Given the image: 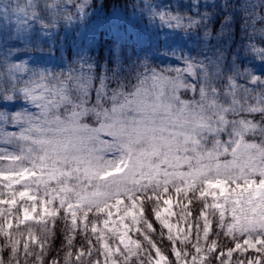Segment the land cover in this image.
<instances>
[{
    "label": "snow or ice",
    "instance_id": "6c2138e0",
    "mask_svg": "<svg viewBox=\"0 0 264 264\" xmlns=\"http://www.w3.org/2000/svg\"><path fill=\"white\" fill-rule=\"evenodd\" d=\"M69 6L73 11H68ZM102 7L98 6L94 12ZM132 7L135 10L138 6ZM88 8L87 0H26L23 5L0 4L5 20L10 15L14 17L16 37H24L31 31L41 34L42 43L48 45L47 48L37 45L35 53H24L29 56L27 60L8 63L5 72L0 73V125L11 122L21 129L20 154L0 150V160L9 161L8 174L0 168V176L15 184L23 181L25 188V191L12 193L11 199L0 200V204L8 205L6 210L0 208V218L4 220L0 224V235L6 237V242L0 246V264H6L5 249L9 250L7 264H20L21 255L24 264L32 257L35 264H61L59 254L45 261L61 212L67 231L61 244L62 249H66L63 264H73V261L100 264V256L104 257V264H118L114 259L117 256L122 258L119 264H131L133 257L136 264H144L140 259L143 253L140 242L121 231L127 227L124 218L130 216L133 226L143 222L151 231L152 224L143 212L134 213L132 209L149 188L159 203L169 192L170 184L176 194L190 197L189 204L192 199L206 201L208 195L214 201L223 198V203H204L197 217L195 243L188 235L173 237V225L162 215L173 214L168 207L153 208L155 219L168 229L170 255L175 260H170L146 232L137 228L155 251V258L149 254L148 264H211L213 257L220 264H230L225 256L231 258L234 252L243 253L249 248L259 255L238 260L236 264H264V74L257 76L249 69L240 74L233 63V74L225 78V53L221 49L212 57L191 56L185 51L183 36L187 35V30L202 24L207 28L209 14L199 19L179 12L173 14L159 10L160 6L152 0H144L140 11V21L145 15L148 17L143 27L130 19L128 5H112L103 28L116 39L110 49L112 55L100 63L89 54L97 36L92 22L83 28L77 25L62 29L63 35L56 31L61 22L66 25L76 20L84 22ZM231 20V16H225L221 21L218 39H231L232 31L228 28ZM245 27L246 24L241 25L242 30ZM260 32L264 35V29ZM210 35L206 31L204 39ZM129 37L134 40V55L125 57L122 53ZM70 48L75 50L76 59L56 71ZM248 48L264 64V48L254 43H249ZM19 51L17 48L7 50L5 59L19 60L15 55ZM156 56L174 58L182 66L157 68L150 63ZM237 75H245L249 78L248 84L260 90L238 84ZM8 108L17 110L9 112ZM256 115L261 119L256 120ZM106 154H111L112 158L105 159ZM229 155L232 159L221 163L220 157ZM185 167L187 171H181ZM29 178L37 188L43 185L45 196L49 198L29 195ZM178 180L183 182V187L176 186ZM48 181L60 185L51 190L58 195L52 196L48 191ZM70 181H75L71 187L68 186ZM161 188L163 192H159ZM215 189H219V193ZM17 195L21 200L27 197L31 205H19L23 219L16 216V225L27 227L25 222L34 220L44 234L41 241L33 235L31 227L28 229L29 240L38 251L30 250L29 240H25L21 254L20 241L8 231L13 227L12 206L17 204ZM122 197L131 202L130 207ZM72 199L76 202L72 203ZM56 200L59 207L54 205ZM111 200H115V204L109 205ZM163 202L168 205L170 200ZM226 205L230 207L233 223L228 224L224 235L232 237L234 246L224 251L220 250L218 239L209 242L211 222L205 210L219 211L217 227L224 230ZM110 208L124 213L118 216L120 227L108 228L113 236L119 233L123 250L119 246L109 247L104 229L98 230L93 220L91 233L99 248L85 235L84 244L73 251L75 234L78 230L87 233L90 215L98 217L107 210L109 219L102 223L105 228L110 221L116 225L117 221L111 220ZM201 217L204 218L202 237ZM47 218H51V228ZM191 230L192 225H189ZM236 232L245 236L243 245L246 247L236 239ZM177 239L181 245L190 244L191 250L187 246L178 249ZM94 252L96 259H93Z\"/></svg>",
    "mask_w": 264,
    "mask_h": 264
},
{
    "label": "rangeland",
    "instance_id": "374dc122",
    "mask_svg": "<svg viewBox=\"0 0 264 264\" xmlns=\"http://www.w3.org/2000/svg\"><path fill=\"white\" fill-rule=\"evenodd\" d=\"M214 2H215L214 0H152L153 4L160 6L159 10L171 11L173 14H176L177 12H179L182 15L191 16L196 19H199L200 16L207 13L204 9L212 8V5L214 4ZM25 3H26V0H0V4H8V5H15V4L23 5ZM143 4H144V0H138V4H136L138 7L135 10L132 7L131 9L127 11L130 19L134 22H139L141 24V27H143L144 25L148 23V17L146 15L144 16L143 21L139 20V14L143 7ZM240 7L243 8L244 11L247 12L252 17L251 19L253 22L250 25V27L252 28L251 29L252 37H250V39H252L253 42L251 43H254L257 47L264 48V35H261V32H260L261 29H264V19H261V17H264V0H241ZM97 8L98 7H91V6L88 8V16L85 18L84 22L76 20L71 25H66L63 22H61L60 25H58L56 29L57 32H61V35H63V32L61 31L62 29L75 28L77 25L83 28L88 23L92 22L91 26L96 29L97 36H96L95 43H94V49L92 52L89 53L90 55L93 52H96L98 39L100 36L111 37L114 40L116 39V37L111 32L103 28L105 16L109 11L105 12L102 9H99L98 11L94 12V9H97ZM68 11H73L71 6H69ZM134 11L136 13L135 15H133ZM158 26H159V21L157 20L156 27ZM14 27H15L14 17L10 15L9 18L5 20L2 13H0V73L5 72L6 66L8 63H17V62L27 60L29 56L24 55V53H27V54L35 53L37 45H40L41 47H44V48H47L48 46L47 44L42 43L41 34L32 33L31 31L25 34L24 37H19V38L16 37L14 34ZM179 31H181V33L184 32L183 29ZM202 32L203 31L201 29L197 30V28H192V29L187 30V35L183 36V40L184 42H186L185 51L188 52L191 56L196 57L198 59H202L204 56H206L210 49L208 42L206 43V40L204 39V34ZM125 44H130L129 50L132 49L134 46L133 38L129 37L128 40L125 41ZM11 48H17L20 50L19 52L15 54L16 56L20 57L19 60L15 59V57H8L7 59H5L6 51ZM136 51H139V49H137ZM244 52H246L244 56V60L246 61V63L244 62V64L242 65L243 73L245 69H249L250 71L253 72V74L257 76L264 74V64H262L261 61L254 56L253 52L249 48H247ZM74 59H76L75 50L70 48L69 53L67 52L64 53L63 64L58 66L55 70L59 71L61 67L66 68L68 65L72 64V61ZM150 63L152 64V66H155V67L158 66L157 68H164L168 66H172V67L182 66V65L177 64L174 61V58H171V57L156 56L152 61H150ZM248 79L249 78L246 77L245 75H237L236 77L238 84H242V85L249 86V87H256V86L249 85ZM256 90L259 91L260 90L259 87H256ZM185 98H188V97L186 96ZM16 110H17L16 108L7 109V111L9 112H14ZM20 131H21L20 127L12 124L11 122L0 125V150H3L8 153H12L14 155H19L20 148H21V142H19L18 136H19ZM12 134H16V135L13 136ZM208 147H211V144H209ZM111 158H112L111 154L105 155V159H111ZM231 159L232 157L230 155L220 157L221 163H223L226 160H231ZM8 165H9V161L0 160V168H3L5 170L6 175L8 174V171H7ZM28 166H29L28 163L25 162V167H28ZM181 171H187V168L186 167L182 168ZM254 178L258 179V177H254ZM29 182H30V187L27 189L29 195H37L38 197L49 198L45 196V189L43 185L37 188L35 184H31V178H29ZM143 182L146 183L147 181H143ZM0 183L7 184V185L11 184L10 188L15 189L17 193H19L20 191H25V188L23 187V181L21 182V184H15V183H12L10 179H5L3 176H0ZM73 183H75V181H70L68 186L71 187ZM176 186L183 187V182L178 180L176 183ZM58 187H60V185H57L55 181H48V191L51 192L52 196L58 195L57 192L51 191L52 189H56ZM225 187L226 188L235 187V185H225ZM215 191L219 193V189H215ZM159 192H163V188L159 189ZM143 196L152 197L155 199V196L153 195L151 188H149L146 194L142 193L141 197L143 198ZM16 198L18 199L20 197L17 195ZM7 199L8 198H6L4 195L0 193V200H7ZM122 199L124 200L125 204H128L129 207L131 206V202L128 201L126 197H122ZM164 199H169L170 203L168 205H165L163 202ZM189 199L190 197L185 198L182 194L180 195L176 194L174 191L173 185L170 184L169 192L166 195H164L162 199H160L156 209L159 210L164 207H168L170 211L173 213L171 216H168L166 213H162V215H164L165 218L168 220V222L171 225H173L171 234L173 235L174 238L176 237L183 238V236L188 235L191 242L195 243L196 242L195 226L197 222V217L199 216L200 210L202 208L198 209L197 214L193 216V214L191 213L192 201L189 204ZM200 199H204V198L192 199V200H200ZM54 202H57L58 204L56 206L59 207V201L56 200ZM71 202L75 203L76 201L75 199H72ZM205 202H207L209 205H211L214 202L223 203V198H220L219 200L214 201L213 197L211 195H208L206 197ZM108 203L109 205L115 204V200H111ZM140 203H141V200L137 202L136 208L132 209L134 213L142 211ZM186 204L189 205L187 209L184 208V205ZM26 207H30V206H26ZM47 207L51 209L52 205H47ZM120 207H123V205H121ZM225 208L227 209L225 211V217H224V220H225L224 230L226 231L228 224L233 223V220H232V213H231L230 207L226 205ZM110 210L113 213L111 220H116L117 221L116 225H113L110 221L107 228H105L102 221L105 219H109L107 216V210L105 211V213L100 214L94 220L97 223L98 230L104 229L105 242L109 245V247L114 248L116 246H119L121 250H123V245L120 244L119 242V233H117L116 236H113L110 232H108V228L120 227L118 216H123L124 213L123 211L118 212L117 208H110ZM208 210H211V208L205 210L206 215H207ZM217 214L219 215V211L217 212ZM31 215L35 216L36 213H31ZM69 216L71 217L70 213H69ZM80 216L81 214L78 213V217ZM19 217L23 219L22 211L20 212ZM2 223H4L3 219L1 220L0 224ZM203 223H204V218L201 217L199 220V224L201 227V237H202ZM124 224L127 225V227L121 228V231L125 232L127 237H129L132 240H136L134 237V235L137 232L136 229L137 228L140 229L144 225L143 222H140L136 224L135 226H133V222L130 216L124 218ZM189 225H192L191 231H189ZM88 228H91V223L88 224ZM178 229L180 231H178ZM98 234H99V231H98ZM234 235L236 236V239L242 244V247H246L243 245V239L245 238V236L239 232L234 233ZM201 243H203V238L201 239ZM257 247H259V245H257ZM190 248H191V245H190ZM136 250L137 249L134 248V251ZM247 251L256 253L255 255H252L251 258H255L257 255H259L254 249L249 248L247 249ZM151 256L155 258V251ZM114 259H117L119 262L122 258L117 256V257H114ZM103 264H104V258H103Z\"/></svg>",
    "mask_w": 264,
    "mask_h": 264
},
{
    "label": "trees",
    "instance_id": "16d2710c",
    "mask_svg": "<svg viewBox=\"0 0 264 264\" xmlns=\"http://www.w3.org/2000/svg\"><path fill=\"white\" fill-rule=\"evenodd\" d=\"M214 4L212 5V8L204 9L209 14V22L208 27L205 28L204 25H200L197 27V30H202L203 34L206 31H209L211 35L206 39V43L208 42L209 45V51L206 56L212 57L214 53L217 52V49L224 50L225 53V61H224V76L225 78L228 75L233 74V63L235 64V71H237L240 74H243V67L242 65L246 61L244 60V56L246 52H244L247 48L249 43L253 42L250 37H252L251 32V23L252 17L244 11L243 8L240 7L241 0H214ZM89 7H98L103 6V11H109L113 4H121V5H128L127 11L132 8V5L138 4V0H87ZM202 12V11H201ZM200 13V12H199ZM225 16H231L232 20L228 24V28L231 29L232 35L231 39L229 40L227 37L224 38H217V33L220 31L221 27V21L224 19ZM246 24V27L242 30L241 25ZM256 39V38H255ZM114 42V39L111 37H104L100 36L98 39L97 44V50L96 52H93L91 55L93 57H96L97 60L100 63H103L105 60H108L110 56L112 55L110 49L112 47V44ZM125 52L122 53L125 57L132 53V49L129 50L130 44H124ZM69 53V50L67 51ZM235 57V60L233 61V58ZM111 63H109V67H111ZM158 67V66H157ZM99 71V70H97ZM237 77V76H236ZM132 83H135L133 80ZM114 86V85H113ZM256 120H260L261 117L259 115H256L254 117ZM7 184L0 183V193L4 195L6 198H12V193H17L15 189H12L10 187H6ZM17 204L13 205V212H12V224L13 227L8 230L11 234V236L15 239H18L20 241L19 244V251L22 254L23 253V244L25 240H29V234L28 229L31 227L33 235L37 236L41 241L44 240V234L41 232L40 225H37L34 220L32 221H26V225H16L15 217L19 216L20 210L19 205L23 204L25 207L31 205V201H28L27 198H24L21 200V198H16ZM205 203V199L200 200H192V210L191 213L193 216L197 214L198 209L203 208V205ZM58 203L54 202V205L56 206ZM141 208L144 217L152 224V230L149 231L146 229V226L143 225L140 229L141 232H146L150 238L156 243L157 247H160L161 250L164 252L165 255L169 257L170 260H175L174 257L170 255L171 251V242L167 240L168 236V230L166 228H163V226L155 219L153 208H157L158 203L156 199L151 198L148 199L147 196H143L141 199ZM57 207V206H56ZM0 208H4L5 210L8 208V205L6 204H0ZM218 211L216 210H208L207 215L208 219L211 222V230L209 234V242L212 239H218L220 250L226 251L228 247H233L234 241L232 240L231 236H225L224 231L217 227V223L219 221V215L217 214ZM64 213L61 212L60 217L57 219L56 223V235L55 239L51 241V247L48 249V255L45 257V261H50L54 258H57V254H59V259L61 261V264H63V256L64 251L66 249H62L61 244L64 241L65 235L67 234L66 228H65V220H64ZM79 218V217H78ZM96 217L90 215L89 217V223L90 224ZM3 218H0V222ZM48 220V226L51 228L52 221L51 218H47ZM68 220H71V217L68 214ZM83 228V225H81V229ZM161 233H163V237L161 236ZM217 233H219V237H217ZM85 235H87L89 238L92 239L93 244L96 246V248H99V244L96 242L95 236L91 233V228H88L87 233H85L82 230H78L75 234V240H74V249L80 247L85 242ZM96 235H99L98 232ZM135 239L138 240L141 244V248L143 249V253L140 256V259L144 261V264L148 263V256L149 254L152 255L154 253V250L151 249V246L144 240L143 235L136 232L134 235ZM6 242V237L4 235H0V246H2ZM30 250L33 252L38 251V247L35 245H32L29 240ZM187 246L190 248V244L187 243L185 245H181L179 240H176V247L179 249L184 248ZM191 250V248L189 249ZM8 249H5L3 252V256L5 259V262L7 264L8 259ZM136 251H140L137 249ZM256 253L247 251L241 253L240 251L234 252L231 258H228L225 256V260H230V264H236V261L238 260H246L248 257H251L252 255H255ZM97 258V254L93 253V259ZM100 260V264H103V256L98 257ZM20 264H24V257L21 255L19 257ZM264 259V257H262ZM28 264H35L34 257L29 258ZM73 264L75 262L73 261ZM85 264H90V262L85 261ZM119 264V262H118ZM131 264H136L135 257L132 258ZM211 264H220L219 261H216L213 257L211 259Z\"/></svg>",
    "mask_w": 264,
    "mask_h": 264
}]
</instances>
